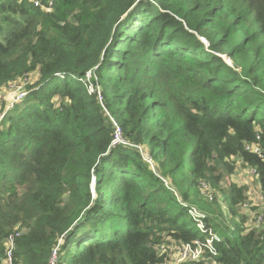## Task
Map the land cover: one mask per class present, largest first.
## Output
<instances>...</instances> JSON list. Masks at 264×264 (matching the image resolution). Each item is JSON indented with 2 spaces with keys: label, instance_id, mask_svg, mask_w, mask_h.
<instances>
[{
  "label": "trees",
  "instance_id": "16d2710c",
  "mask_svg": "<svg viewBox=\"0 0 264 264\" xmlns=\"http://www.w3.org/2000/svg\"><path fill=\"white\" fill-rule=\"evenodd\" d=\"M19 79L0 264L17 232L13 264H167L205 239L193 207L218 264H264V206L226 185L241 162L264 195V0H0V91Z\"/></svg>",
  "mask_w": 264,
  "mask_h": 264
},
{
  "label": "built area",
  "instance_id": "2783aa9c",
  "mask_svg": "<svg viewBox=\"0 0 264 264\" xmlns=\"http://www.w3.org/2000/svg\"><path fill=\"white\" fill-rule=\"evenodd\" d=\"M91 73H88V76H90ZM9 86V88H7ZM7 86H5L2 91H0V97L6 101V108L0 113V121L6 116V113L11 110L16 103H18L20 100L25 97L27 94L26 89L24 88L23 81L17 80L15 82L9 83ZM116 125V133H115V139L113 143L116 144H129L124 139L122 130L120 126ZM248 150L255 151L257 153L261 152V149L257 145H247L246 147ZM141 151H143L142 147H139ZM145 159L153 166V161L151 157H146ZM154 167V166H153ZM251 173H255V170H251ZM165 183L168 185V187H171V184L168 180H165ZM207 195L211 198V194L207 193ZM190 212L193 216V218L196 221L197 226L201 231L205 234V239L203 241L196 240L193 243H185L182 245L177 246H171V247H161L162 253L172 254L174 252H178L179 256L176 261V263L184 262V261H191V260H209L211 261L210 264H218L216 260V256L218 255V251L215 247V239L217 238L216 234L214 233L213 229L211 227H208L205 223V215L203 212H200L197 208L193 207L190 209ZM21 233H13L9 236L7 241V251H6V257L4 259L3 264H13V258H14V247H15V239L18 237ZM58 258H57V250L55 249L52 253V256L50 258L49 264H57ZM175 263V264H176Z\"/></svg>",
  "mask_w": 264,
  "mask_h": 264
},
{
  "label": "rangeland",
  "instance_id": "374dc122",
  "mask_svg": "<svg viewBox=\"0 0 264 264\" xmlns=\"http://www.w3.org/2000/svg\"><path fill=\"white\" fill-rule=\"evenodd\" d=\"M9 88V86H7ZM140 150V149H139ZM141 151V150H140ZM255 174L251 173V169L244 166L241 162H239L236 173L233 175L232 179L227 180L226 185L233 181L238 182L246 186V192L249 196L250 202L244 204L241 209L242 212H248L253 214L250 210V205L252 206H264V195L262 191L259 189ZM179 253L176 251L172 254H168L167 256V264H175L178 259Z\"/></svg>",
  "mask_w": 264,
  "mask_h": 264
},
{
  "label": "water",
  "instance_id": "95a60500",
  "mask_svg": "<svg viewBox=\"0 0 264 264\" xmlns=\"http://www.w3.org/2000/svg\"><path fill=\"white\" fill-rule=\"evenodd\" d=\"M223 57L225 58V60H226L228 63L232 64V61H231V59L229 58V56H227V55H223ZM92 188H93V191L95 192V183H93Z\"/></svg>",
  "mask_w": 264,
  "mask_h": 264
},
{
  "label": "clouds",
  "instance_id": "9594fccd",
  "mask_svg": "<svg viewBox=\"0 0 264 264\" xmlns=\"http://www.w3.org/2000/svg\"><path fill=\"white\" fill-rule=\"evenodd\" d=\"M100 98H102L101 95H100ZM114 139H115V138H114ZM113 141H114V140H113ZM121 144H123V143H121ZM127 145H128V144H127Z\"/></svg>",
  "mask_w": 264,
  "mask_h": 264
}]
</instances>
